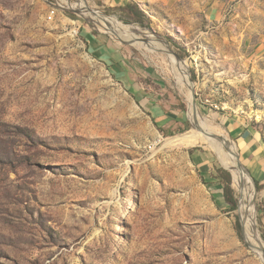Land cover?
<instances>
[{
  "label": "rangeland",
  "instance_id": "374dc122",
  "mask_svg": "<svg viewBox=\"0 0 264 264\" xmlns=\"http://www.w3.org/2000/svg\"><path fill=\"white\" fill-rule=\"evenodd\" d=\"M100 3L0 0V264H264V185L228 131L264 154V0L142 4L150 27Z\"/></svg>",
  "mask_w": 264,
  "mask_h": 264
},
{
  "label": "crops",
  "instance_id": "0c3cea01",
  "mask_svg": "<svg viewBox=\"0 0 264 264\" xmlns=\"http://www.w3.org/2000/svg\"><path fill=\"white\" fill-rule=\"evenodd\" d=\"M100 5L103 7H108L110 5L123 6L130 0H98ZM136 2L139 7L143 10L142 4L145 7L150 8L152 5L159 2H168L171 0H132ZM228 131L232 137L237 141L239 151L242 156L246 167L250 173L257 180L264 182V154H263V143L262 136L257 129L249 126L245 121H233V123L228 127ZM199 164V163H198ZM206 163L201 161L198 167H201L202 174L204 178H207L208 188L211 189L215 197V201L223 208L228 206L223 198L222 184L219 178L216 177V173L208 169L204 170L203 166ZM203 169V170H202ZM205 173V174H204ZM208 176V177H206Z\"/></svg>",
  "mask_w": 264,
  "mask_h": 264
},
{
  "label": "trees",
  "instance_id": "16d2710c",
  "mask_svg": "<svg viewBox=\"0 0 264 264\" xmlns=\"http://www.w3.org/2000/svg\"><path fill=\"white\" fill-rule=\"evenodd\" d=\"M107 8L108 9L105 10L106 14H110L112 11H116L118 13L119 18L121 20H123L124 22H135L142 27H150L149 17L139 7V5L132 0L128 1L123 6L110 5ZM179 50H180V48H179ZM175 53L178 54L181 58H184V54L182 52L177 50V51H175ZM192 79H193V77H192ZM216 172H217L216 177L219 178V180L221 181V184H222L223 198H224L225 203L228 205V210L234 211L237 209V203H236V199L234 197V191H233L232 186H231V174L229 171H227L226 169H223V168H218L216 170ZM244 177L248 183L252 184L251 179H250L248 174L244 173ZM252 178L254 180L255 187L258 190L261 189L262 186L264 185V182L257 180L253 176H252ZM238 214H239V217H240V220L242 222L243 229H244L242 215L240 213H238ZM234 228H235V231H236L238 237L240 239H242V237H241L242 236L241 235L242 234L241 224H240V221L238 220V217H236V219H235Z\"/></svg>",
  "mask_w": 264,
  "mask_h": 264
},
{
  "label": "bare ground",
  "instance_id": "6f19581e",
  "mask_svg": "<svg viewBox=\"0 0 264 264\" xmlns=\"http://www.w3.org/2000/svg\"><path fill=\"white\" fill-rule=\"evenodd\" d=\"M107 25L108 26H114V27H116V28H119V29H123L124 27H129V28H131L132 30H138V31H140V32H142V33H144V34H147V35H149L148 33H146V31H145V29L144 30H141L140 28H137V27H134L133 25H121V24H116V23H112V22H107ZM161 41V40H160ZM160 44H162L161 42H159ZM163 45V48L166 50V51H168L169 49H168V47H166L165 45H164V43L162 44ZM173 60V58H171V61ZM185 67H184V82L185 83H188L189 81V79H188V77H187V73H186V71H185ZM190 83V82H189ZM188 102H189V108H190V110L195 114V115H199V112H198V110H197V108L193 105V103H192V99H191V96L189 95V97H188ZM210 131V130H209ZM184 140H186V141H189V140H191V141H194V140H196V139H194V137H193V135L191 136V134L188 136V137H184L183 138ZM232 144V143H231ZM231 144L229 143V141L226 139V146H228L229 148H233L232 146H231ZM223 155V154H222ZM224 156V155H223ZM225 157V156H224ZM227 158V157H226ZM228 160V162H229V164H230V168H231V172H232V174L236 177V173H235V171H234V168H233V162L230 160V159H227ZM237 165H238V167H239V162L237 161ZM243 180H244V183H247V181H246V179H245V177L243 178ZM238 181V180H237ZM243 188V187H242ZM248 207V208H247ZM247 207H246V210H245V212L248 214V212H249V210H250V206L249 205H247ZM244 221H245V218H244ZM249 234L253 237V239H254V232H253V230L251 231V233H250V231H249ZM254 241H256L255 243H254V245H258V242H257V240H254ZM257 254L259 255V257L262 259V261H263V263H264V260H263V258H262V253H261V248H258L257 249Z\"/></svg>",
  "mask_w": 264,
  "mask_h": 264
},
{
  "label": "water",
  "instance_id": "95a60500",
  "mask_svg": "<svg viewBox=\"0 0 264 264\" xmlns=\"http://www.w3.org/2000/svg\"><path fill=\"white\" fill-rule=\"evenodd\" d=\"M85 6H86V8H87V9H86V12H95V11H97V10H95V9L90 8V7L87 6V5H85ZM103 15H104L105 17H107L105 14H103ZM160 40H162L161 37H160V36L157 37V35H156V39H153L151 42H156V41H160ZM133 42H138V41H129V43H133ZM145 42H147L146 39H141V43H145ZM168 49L171 51V53L175 56V58H176L178 61L183 62L182 59H181V57H180L178 54H176L175 52H173L169 47H168ZM158 50H159V49H158ZM189 82H190V84L192 83L190 79H189ZM192 89H193V87L190 85V90H191V92H193ZM192 103H193V105L196 107V104H195V101H194V95H193ZM198 128H199V127H197L196 129H198ZM219 138L222 139L223 137L219 136ZM237 160L239 161V165L242 166V164H241V162H240L238 156H237ZM242 167H243V166H242ZM243 169H245V168L243 167ZM240 223H241V225H242V222H241V221H240ZM242 230L244 231L243 226H242ZM248 245H249L251 248H253V245H252L251 243L248 242ZM261 253H262V258H263V260H264V250H263V249H261Z\"/></svg>",
  "mask_w": 264,
  "mask_h": 264
},
{
  "label": "built area",
  "instance_id": "2783aa9c",
  "mask_svg": "<svg viewBox=\"0 0 264 264\" xmlns=\"http://www.w3.org/2000/svg\"><path fill=\"white\" fill-rule=\"evenodd\" d=\"M49 17L51 18L52 16L50 15Z\"/></svg>",
  "mask_w": 264,
  "mask_h": 264
}]
</instances>
